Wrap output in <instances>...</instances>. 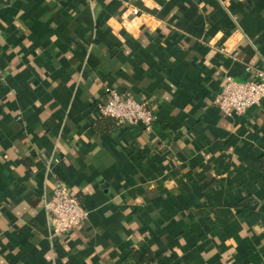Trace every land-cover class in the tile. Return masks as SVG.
Listing matches in <instances>:
<instances>
[{"label":"crops","instance_id":"obj_1","mask_svg":"<svg viewBox=\"0 0 264 264\" xmlns=\"http://www.w3.org/2000/svg\"><path fill=\"white\" fill-rule=\"evenodd\" d=\"M256 70L264 0H0V264H264V100L214 104ZM58 183L88 212L61 238Z\"/></svg>","mask_w":264,"mask_h":264},{"label":"built area","instance_id":"obj_2","mask_svg":"<svg viewBox=\"0 0 264 264\" xmlns=\"http://www.w3.org/2000/svg\"><path fill=\"white\" fill-rule=\"evenodd\" d=\"M254 79L235 81L225 75L220 93L214 104L227 116L240 115L252 106H258L264 100V71L256 70ZM100 117L110 118L119 124L141 127L149 132L155 122L153 108L147 102L135 100L129 93L106 89V99L97 105ZM45 211L50 218L51 236L61 238L82 225L88 212L78 198L62 183L52 190L45 203Z\"/></svg>","mask_w":264,"mask_h":264},{"label":"trees","instance_id":"obj_3","mask_svg":"<svg viewBox=\"0 0 264 264\" xmlns=\"http://www.w3.org/2000/svg\"><path fill=\"white\" fill-rule=\"evenodd\" d=\"M140 259L141 260H146L147 262H151L153 260L152 257L149 254H147L146 256H141L140 255Z\"/></svg>","mask_w":264,"mask_h":264}]
</instances>
